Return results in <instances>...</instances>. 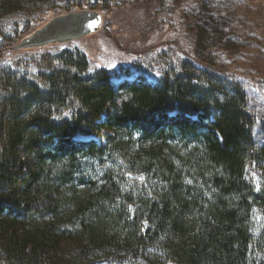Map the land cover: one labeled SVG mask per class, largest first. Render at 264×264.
Segmentation results:
<instances>
[{"label":"trees","instance_id":"trees-1","mask_svg":"<svg viewBox=\"0 0 264 264\" xmlns=\"http://www.w3.org/2000/svg\"><path fill=\"white\" fill-rule=\"evenodd\" d=\"M129 1L0 0L32 23L0 42V264H264V107L206 54L221 18L188 19L191 49L148 65L9 55L39 13Z\"/></svg>","mask_w":264,"mask_h":264},{"label":"rangeland","instance_id":"rangeland-1","mask_svg":"<svg viewBox=\"0 0 264 264\" xmlns=\"http://www.w3.org/2000/svg\"><path fill=\"white\" fill-rule=\"evenodd\" d=\"M94 4L91 8H75L67 12L97 11L101 15L100 27L85 37L64 43H76L94 65L104 67L129 66L133 60L148 65L146 62L161 57L162 49H175L178 38L180 46L191 49L180 34L181 30L184 32L188 19L210 15L221 18L226 27L224 41L217 47H209L206 54L220 68L242 81L254 107H264V0H169L167 13L161 12L156 18H153L154 4L149 0L120 5ZM63 13L53 14L50 9L39 13L37 28ZM24 17L28 16L17 14L0 19V42L3 34L15 33L13 30L18 27V32L22 33L32 25L30 21L26 24ZM159 21L164 24L163 27H160ZM148 25L150 29L145 31ZM16 43L10 47L11 50ZM12 53L20 52L12 50L9 55L15 56Z\"/></svg>","mask_w":264,"mask_h":264},{"label":"water","instance_id":"water-1","mask_svg":"<svg viewBox=\"0 0 264 264\" xmlns=\"http://www.w3.org/2000/svg\"><path fill=\"white\" fill-rule=\"evenodd\" d=\"M101 25V15L94 10H79L57 15L32 33L21 38L12 50L18 51L33 47L67 42L82 38Z\"/></svg>","mask_w":264,"mask_h":264},{"label":"bare ground","instance_id":"bare-ground-1","mask_svg":"<svg viewBox=\"0 0 264 264\" xmlns=\"http://www.w3.org/2000/svg\"><path fill=\"white\" fill-rule=\"evenodd\" d=\"M88 11H91V10H88ZM65 13H67V12H65ZM64 14V13H63ZM89 35V34H88ZM87 36V35H86ZM85 37V36H84ZM75 40H77V39H75ZM74 41V40H73ZM67 42H72V40L71 41H67ZM62 43H64V42H62ZM56 44H60V43H56ZM51 45V44H50ZM34 48V47H33ZM29 49V48H28ZM22 50H25V49H22ZM14 51V50H13ZM20 51V50H19ZM25 75V74H24Z\"/></svg>","mask_w":264,"mask_h":264},{"label":"snow or ice","instance_id":"snow-or-ice-1","mask_svg":"<svg viewBox=\"0 0 264 264\" xmlns=\"http://www.w3.org/2000/svg\"><path fill=\"white\" fill-rule=\"evenodd\" d=\"M140 179H143V177H141Z\"/></svg>","mask_w":264,"mask_h":264}]
</instances>
